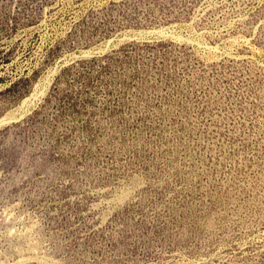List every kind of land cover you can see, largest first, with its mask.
<instances>
[{"label": "rangeland", "instance_id": "rangeland-1", "mask_svg": "<svg viewBox=\"0 0 264 264\" xmlns=\"http://www.w3.org/2000/svg\"><path fill=\"white\" fill-rule=\"evenodd\" d=\"M0 264H264V0H0Z\"/></svg>", "mask_w": 264, "mask_h": 264}]
</instances>
